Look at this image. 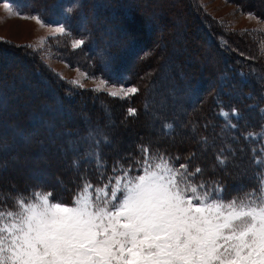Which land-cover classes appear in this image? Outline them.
<instances>
[{
    "label": "rangeland",
    "instance_id": "rangeland-1",
    "mask_svg": "<svg viewBox=\"0 0 264 264\" xmlns=\"http://www.w3.org/2000/svg\"><path fill=\"white\" fill-rule=\"evenodd\" d=\"M47 1L49 5L45 13L48 16L43 18L41 14L31 9L28 0H0V51L1 49H12L26 55L30 62L32 60L33 64L39 65V69L37 70H41L43 68V70L50 75L53 86H57L59 88L62 86L65 89V98L63 99H69V101H63L60 103L59 100L53 101L48 97H44L43 94L45 93L41 94V91L39 90L42 88L40 87L39 90L35 91L34 93L30 92L28 89H23L21 85L18 90L15 88L11 90L8 83L1 85L3 79H0V95H7L8 98H6V100L10 102L8 107H12V109H9L6 105L0 104V132L7 133V131L10 132V128L18 126V130H23V134H29L30 132H26V130L31 128V134H29L30 139L34 143H37L36 140L47 139L50 144L45 148L53 147L52 149H55V151H50L45 157L51 161L57 159V163L50 167V162L44 160L39 155V153L34 150L21 151L20 159L15 162L13 167L12 165L8 166L9 162H5V160L2 158L0 161V190L3 191L2 193H27V191H22V188L19 187H25L30 183V181L34 180L36 184L32 186V189L42 188L45 191H49L52 193L54 200H60L64 204L71 206L73 194L81 183V176H84L87 180L91 181L93 185L107 182L108 178L113 175L112 168L117 164V162L125 165L126 167L129 165L134 166V159H139L141 157V154L138 151L139 145H148L153 152L158 150L172 157L180 155L189 157L191 154L195 153V155H198L199 158H201L204 162L206 170L212 171L213 169H216V171H219L220 166H217L216 161L215 167L210 162L207 164V161H205L202 155L208 149L204 145H198V140H196L192 134H185V128L182 124L180 130H177L176 132L173 130L174 121L165 120V124L172 125V131L165 132V130L162 129V132L167 135H171L169 137L171 139L162 137L161 133L159 134V128L161 129L160 120L169 118L166 116L168 114H172L178 119H182L183 124H187L188 118L186 117L184 106L188 105L186 101H188L190 98V95L188 94L187 96L186 94L189 91L188 89H186L185 93L179 97L183 99L182 101H179L180 105H177L176 101L178 99V95L175 93L178 91V85L170 83V86H168L167 82L165 80L163 81V78H160L161 75L156 80L154 78L150 90L147 91L145 95V97L148 95L153 97L148 103L150 110H148L147 106L144 104V110L146 109L147 112L153 111V113L149 114L144 111L141 112L143 109V103L141 102L140 104L139 102V91L137 94L130 96L126 100L110 97L107 95V91L115 90V88L119 87L138 88L137 86L144 85L143 79L145 82H147L150 74L154 73V76L156 73H160V71H165V68H167V66L173 61L176 63L196 62L197 64L198 59L201 58L204 61V57L205 59L207 58L206 64L208 62L210 65L205 69L208 72L207 74L198 70H196V73L194 71H190L188 74H186L187 77L180 76V79L183 78L188 82L191 79L194 80L196 78L202 77L204 81H214L215 79L217 82V77L221 76V79L227 84V81H230L232 75H234L232 71H238L236 74H239L242 80L248 81V79H253L255 81L253 84L255 88L246 87L245 97L251 96L252 91L259 90H262V94L264 95V57H260L258 55L257 48V42L264 40V22H262L264 20L260 18L255 12H252L255 9L264 12V0H240L242 5L237 0H191V7L196 9L194 12L198 13L200 17H203L204 20H209L221 27V29H223L230 36L244 37L250 44L252 48L251 51L254 53H248L245 50L237 49L234 50L235 52L231 50L229 54H219L217 53L218 48L220 50L227 49L225 47L224 40H219L217 42L218 45H216L218 48L214 49V47L208 48L206 45L200 44L195 40V36L193 35H191V38L188 39V42L190 41L192 46L191 48H187L185 50L186 53L181 55H179L180 51H174L173 53V45H171L172 42H174L173 39L178 37L179 33L177 30H183V27H180V29L178 27L174 31L167 29L162 33L168 36L167 41H169V45L163 53L164 56L161 55L158 60L149 59V66L148 64L141 66L142 60L148 59L154 54L150 51H142L141 48H137L135 51H131L129 49L128 43H135L133 40H140L138 36L145 37V34L142 26H135L132 22L127 23L124 27H126V29L135 36L133 39L129 40L122 39L121 42L119 39L117 46L120 48L121 53L126 58L122 61L123 66L125 68H127V65L130 66L128 67V70H133L137 61L140 60L139 67L142 70L137 73L136 77L138 78L135 81V84L134 82L130 84L128 82L129 80L127 76L124 74L107 76L105 71L99 72L97 70V68L101 70L100 64H104L108 61L109 57L107 55L99 56L102 59L98 60L95 55L82 54V47L77 50L72 49V38H83L88 44L92 42L90 38L86 37V33L88 31L85 28V19L81 14L80 8L82 0H59L56 1V3H49V0ZM116 1L121 3V6L125 3L123 0ZM136 1L142 4L141 8L145 11V13L149 8L161 6L165 9H168L169 12H172V15H176V17L178 16L180 19L186 20V18H188L187 20L190 21L191 26L196 25V22L190 16L192 9H188L190 7L189 5L188 7H184V9H182L181 7L183 5L176 3L174 0H149L150 4L147 3L149 7H143L146 5L145 2H142L143 0ZM5 4L10 5L13 9L21 14H39L46 25L64 23L67 25L71 35L66 38L54 39L53 37L56 34H54L52 29L49 27L41 28L33 20H23L16 17L9 18V12L4 7ZM112 5V7H115L116 9L121 8L119 4V6H116L114 2ZM68 8H73L71 15H66L65 13V10ZM121 9L122 11H120L122 14H120V17L122 18L124 17V10L123 8ZM248 13H252L254 17L259 19L249 17L247 15ZM245 30H247L249 33H254L256 37H253L252 35H247L248 37L240 35V33L244 32ZM183 33L189 34V29L184 28ZM152 37L153 39L156 38V40L160 39L159 34L157 33ZM42 38H49V44L47 48H50V52H48L46 49L45 56H42L40 53L33 52L31 49L24 47L25 45L29 44L39 47L38 41H41ZM178 39L179 38H177V40ZM147 41L151 42V39L148 38ZM147 44L149 43H146V45ZM234 48L236 49L235 46ZM145 49L147 50L146 47ZM137 53H139L138 55L144 54L139 58L136 56ZM49 55L51 58H47ZM223 55H229L228 63H230L232 67L224 65L225 67L223 68V62L225 61ZM109 56L112 59L113 55L110 54ZM99 61L101 63H99ZM5 64L7 65L8 62H5ZM213 64L218 71V73L214 71V74L217 75L216 77H214L211 73V69H214ZM2 69L4 70L2 73L5 76H8L7 78L10 80L13 79L17 82L20 80L14 78L29 74V67L22 65L19 66L10 64ZM150 69L152 71H150ZM222 70L225 73L219 74V72ZM193 72L196 75H194ZM0 77H2L1 74ZM100 80L107 81L108 86L115 87L109 89L107 86L101 85L99 83ZM126 80L128 81L126 82ZM72 81H77L83 84V87L73 86ZM173 86L176 87L173 88ZM209 86L213 89H216L213 94L221 97L216 100V104L212 105L211 101H208L204 104H200L197 109L193 110L192 117H190V120L193 121L192 128L193 130L194 128L198 129L199 132V128H197L199 125L205 132V130L217 127V136L213 137L214 142L216 144L218 143L216 147L217 152L222 148H225V150L227 149L228 153L233 154L234 152L235 155V148L240 147V145L237 143L239 138H232L230 136L228 137V134L231 135V133H227V131L231 129L229 124H235L236 126L239 125L238 118L241 115H239L237 111L236 115H233V109L243 113L244 109L247 108V105L242 103L241 100L235 102V100L240 98L239 94L237 93L238 86L234 85L232 90L229 91H226V87H224L222 84L218 85L217 83L215 85ZM97 87H103L105 88V91H93V89ZM221 91L225 93V96L221 94ZM211 94L212 93L210 92L209 97ZM81 100H86V110L79 109L76 111L73 103L74 101L78 102ZM225 102L236 103V108L233 106H230L229 108L224 107ZM256 104L260 105L258 100L255 102H249L248 107L252 109V107ZM129 108L136 109L137 114L135 116H129L127 111ZM66 109L69 111L70 121H75L70 122V125L64 121V119L67 118L69 121V117H67L65 114L67 111ZM53 115H58L60 117L52 118ZM217 116H222L224 120H219ZM30 117L32 119L39 118L34 122L39 126L38 128L34 123L33 125L29 124L28 118ZM243 122H251L252 124L255 123L256 120L254 118L248 117L247 121H242V123ZM41 124L43 126H41ZM261 125H264V121L258 124V127ZM85 126L87 129L84 128ZM1 128H5L7 130L2 131ZM41 129L43 131V135H41ZM90 131H95L97 135H105L108 138V142L106 144L101 143L99 145V153L105 165V167L102 168V171H97L96 165L91 161L84 163L82 158H80L81 166L78 170L73 166L74 159L79 158L80 153L83 152L85 147H87L85 141L89 137ZM72 133H77L78 136L81 137L80 139H75L79 142H82L81 144L84 146V148L80 149L78 153H76V151L70 152V150H66L63 145L69 139L65 138L64 134L69 135ZM249 133L251 132L248 128L247 131H243V135H247ZM175 134L177 136H175ZM243 135L242 137H244ZM239 140L242 145L246 143L244 139ZM257 143L260 144L259 148L264 150V138H260ZM190 146H193L195 149L193 147L191 148ZM229 147L230 150H228ZM210 149L212 150V148ZM245 157L246 155H243L238 159L233 158L230 160L232 161L230 168L233 167L235 171H229H232V174L235 173V181L232 187H229L230 190L228 192H223L225 199L231 198L236 193L237 187L241 185L249 187L252 184L254 186V177L257 170L255 167L252 170L248 168L249 165L246 164V161H244ZM186 162L189 163L187 159L185 161L178 160L176 161V164L179 165ZM34 164H36V167ZM87 166L90 168V176L88 174L89 169ZM40 168L50 169L51 177L54 175L53 178L57 179L52 181V184H55L51 185L53 188H50L48 185L41 183L34 178L32 171H34V169ZM238 169L239 174H236ZM247 183H249V186ZM59 194L64 195V199L60 198L58 196ZM9 200L10 204H5L10 208L12 207L13 202L11 199ZM3 204H0V206H3Z\"/></svg>",
    "mask_w": 264,
    "mask_h": 264
},
{
    "label": "snow or ice",
    "instance_id": "snow-or-ice-1",
    "mask_svg": "<svg viewBox=\"0 0 264 264\" xmlns=\"http://www.w3.org/2000/svg\"><path fill=\"white\" fill-rule=\"evenodd\" d=\"M4 7L9 18L51 28L54 39L71 35L64 23L46 25L39 14ZM72 12L73 8L65 10L66 15ZM240 35L251 33L245 30ZM38 43L39 47H24L42 56L46 49L50 52L49 38ZM84 44L83 38L71 40L73 50ZM257 48L264 57V40L257 42ZM99 83L115 87L104 80ZM72 84L83 87L77 81ZM138 91L119 87L107 95L126 100ZM127 111L129 116L137 114L134 108ZM232 114L236 115L235 109ZM164 130L171 132L172 125L165 124ZM249 138L257 137L249 133L245 139ZM107 142V136L90 132L80 153L83 162L91 161L102 171L99 145ZM202 142L207 147L206 138ZM138 151L141 157L134 159V166L117 162L107 182L93 185L81 176L71 206L54 200L42 188L0 193V202H13L10 208L0 206V264H264V159H254L258 166L254 186L241 185L225 199L223 186L205 180L201 167L192 169L188 162L177 165L179 156L153 152L148 145H139ZM224 152L222 148L216 155L220 167L228 159ZM73 166L78 170L81 159H74Z\"/></svg>",
    "mask_w": 264,
    "mask_h": 264
},
{
    "label": "trees",
    "instance_id": "trees-1",
    "mask_svg": "<svg viewBox=\"0 0 264 264\" xmlns=\"http://www.w3.org/2000/svg\"><path fill=\"white\" fill-rule=\"evenodd\" d=\"M56 1L59 0H49L50 2L56 3ZM125 3L121 6V3H118V1L116 0H82L81 3V14L83 15L84 19H85V28L88 31L86 33V37L90 38L92 40L91 43H87L85 41V44L82 46V54L86 55H95L98 60H101L102 58H100L99 56H104L107 55L108 57V61L106 63H102L100 64V69L99 70L97 68V70L99 72L101 71H105V73L107 74V76H116V74H124L127 76L128 80H126V82L128 81L130 84H132L137 80L138 77L137 73H139L142 69H140V60L137 61L136 66L134 67L133 70H128V67H130L129 65H127V68H125L123 66L122 61L125 60L126 58L123 56V54L121 53L120 48H118L117 43L120 42L122 39H133V37L135 36L133 33H130L126 27L127 23H133L135 26L139 25L142 26L145 37L142 36H138L140 40L135 39L133 40L135 43H128V47L131 51H135L137 48H141L142 51L144 50L145 52H152L154 55H151L148 59L142 60L141 62V66H145L146 64H150V62H148L149 59H155L158 60V58L162 56H164V52L167 48V46L169 45V41H167L168 36L165 34H162L163 32H165V30H176V28L179 27H183L185 29H189V34L188 33H183L182 31L177 30L178 37L179 38L177 40V38L175 37L173 40L174 42H172L171 45H173V53L174 51H180L179 55L186 53L185 50L187 48H191V42H188V39L191 38V35L195 36V40L197 42H199L200 44H204L206 45L208 48L210 47H214V49L218 48L216 47L217 42L219 40H224L225 41V47L227 48L226 50H220L218 48L217 53L219 54H229V52L232 50H237V49H242L245 50L248 53H254L251 51V46L248 43V41L244 38V37H232L230 36L228 33H226L223 29H221V27L217 26L216 24H214L213 22L209 21V20H204L203 17H200V15L196 12H194V10H196L195 8L191 7V0H174L176 3L183 5L181 8L184 9V7H188V5L191 7H189L188 9L191 10V17L194 19V21L196 22L195 26H191V23L189 20H187L188 18L185 19H180L178 16L176 17V15H172V12H169L168 9H165L161 6L158 7H152L149 8L148 11H145L141 8L142 4L138 3L136 0H123ZM187 1V2H186ZM235 1V0H232ZM241 5V1L237 0ZM48 1L47 0H43V1H38V0H28V3L31 7V9L39 14L42 15L43 18L47 17L48 15L45 13V11L48 9ZM110 2V3H109ZM115 3L116 6H119L121 8H123V16L124 17H120V14H122V9L120 8H115L112 7V3ZM143 3L145 2L146 5H144L143 7H149V5L147 3H149V0H143ZM186 2V3H184ZM184 3V4H183ZM119 4V5H118ZM150 4V3H149ZM255 9V8H254ZM121 10V11H120ZM255 12L260 18H262L264 20V12L259 11L258 9L252 11ZM193 14V15H192ZM202 15V13H201ZM192 22V21H191ZM125 24V25H124ZM176 32V31H175ZM159 34L160 39L156 40V38L153 39V35L154 34ZM226 33V34H225ZM251 35L253 37H256V35L254 33H251ZM246 37H248L247 35H244ZM250 36V35H249ZM150 38L151 42H148L147 39ZM208 38V39H207ZM244 41V42H243ZM146 43H149L146 45ZM88 44V45H87ZM150 45V47H149ZM234 46L236 47V49L234 48ZM145 47L147 48V50L145 49ZM129 51V50H128ZM127 52V51H126ZM144 52V53H145ZM235 52V51H234ZM143 53V54H144ZM171 53V54H173ZM110 54L113 55L112 59L109 56ZM139 53L136 54V56H138L139 58L143 55ZM225 58V61L223 62V68L225 67L224 65H228L230 67L231 64L228 63L229 60V55L225 56L223 55ZM123 59H122V58ZM206 57V56H205ZM204 61L199 58L198 62L196 64V62H180V63H176V62H171L167 68H165L166 70L160 73H156L154 76L153 74H150V76L147 79V82H145V80L143 79V86H137L139 89V93L140 94V98H139V102L141 104V102L143 103V109L141 112H147V110H144V104L147 106L148 110L149 106L148 103L150 101V99H152L153 97H150V95H148L147 97H145L146 92L150 90L152 83L155 80L158 79L161 75L160 78H163V81L165 80L168 84V86H170V83L174 84V85H178L177 90L175 94L178 95V99H177V105H180L179 101H182L183 98H179L180 96H182L185 93V90L188 89L189 91L186 93L187 96L188 94L190 95V98L188 101H186L188 103L187 106H184L185 111H186V117L188 118V122L187 124H183L182 119H178L176 116L172 115V114H168L166 116H168L169 118L166 119H161L160 120V127L159 128V134L161 133L162 137L165 138H169L171 135H167L165 133L162 132V129L164 124H165V120H173L174 121V127L173 130H175L177 132V130H180L181 124L184 126L185 128V134H192V136L198 140V145H204V143L202 142V138H206L207 141V149L205 151V153L202 155V157L205 159V161H207V164L212 163V165L215 167V161H216V155L217 152V145L213 140V137L217 136V127L213 128V129H208V130H202L201 127L198 125L197 128H199V132L198 129L192 128L193 126V121L190 120V117H192L193 114V110L197 109V107L200 104H204L208 101H211L212 105L216 104V100L218 98H220L221 96H218L216 94H213L215 92L216 89H213L212 87H210L209 85H215L218 83L222 84L224 87H226V91L232 90L233 86H238V94L240 96V98L238 100H235V102H238L241 100L242 103L247 105V108L244 109V112H239L238 110H236L239 115H241L238 118V124L235 128H231L230 130L227 131V133H231L228 134V137H232V138H236L238 137L239 139H244L246 143H244L243 145L240 143V140H237V143L240 145V147L235 148V152L236 154H230L228 153L227 149L225 150V152L223 153L224 155H227L228 157V162H226V165L224 167H220L219 171H216V169L211 170H206L205 166H204V162L202 161L201 158H199L198 155H194L192 157V159L189 161V163L191 164V168L194 169L196 166L201 167L204 171H203V178L207 181H218L224 189V193L228 192L230 189L229 187L234 184L235 181V173L232 174V171L229 170H234L233 167L230 168V164L232 165V160L234 159H238L243 155H246L244 161H246V164H248V168H250V170L254 169V167L256 168V170L258 171V166L254 163V159L255 157H261L262 159H264V152H262V150L259 148L260 144H258V140L260 138H264V125H261L258 127V124H260L262 121H264V95L262 94V90L259 91H252V95L249 97H245V93H246V87H253V84L255 83V81L253 79H248V81L246 80H242L241 76L238 73V71H232L234 73V75H232L230 81H227V84L221 79V76L217 77V82L214 79V81H204L202 77L200 78H196V79H191L187 82V80H184L183 78L180 79V76H186V74H188L190 71H194L196 73V70L201 71L202 73H208L207 70H205L207 68V66H210L209 63L207 62L206 64V59L203 57ZM111 60V61H110ZM154 60V61H155ZM189 60V59H188ZM195 61V59H194ZM5 62H8V64L6 65ZM99 63H101L99 61ZM109 63V65H108ZM19 65V66H25V67H29V74H26V76L21 75L20 77L14 78V79H19L20 81H15L13 79H9L7 78L8 76H5L2 71H4L2 68H5L8 65ZM203 65V66H202ZM214 66V64H213ZM229 67V68H230ZM39 69V65L38 64H33V61L31 60V62L29 61L28 57L26 55H24L23 53L19 52V51H14L12 49H1L0 51V74L2 77H0V79L2 80V84L1 85H5V83H8V85L10 86V89L13 90L15 89H19L20 85L21 87H23V89L25 90H29L30 92H35L37 90H39V87L42 88L39 91H41V94L44 95V97H48L51 100H59L60 103H62L63 101L68 102L69 99H63L64 97V88L62 86L57 87V86H53L52 85V78L50 77V75L48 73H46L43 68L41 70H37ZM37 70V71H34ZM150 71H152L150 69ZM214 71L216 73H218L217 68L214 66V69H211V73L214 77H216L217 75L214 74ZM193 72L194 75H196ZM225 72L220 71L219 74H224ZM8 75V74H7ZM136 77V78H135ZM161 81V79H160ZM221 81V82H220ZM162 82V81H161ZM212 82V84H211ZM151 83V84H150ZM150 84V86H149ZM222 86V87H223ZM176 86H173V88H175ZM209 87V90H208ZM33 91H32V90ZM22 90V89H20ZM245 91V92H244ZM210 92L212 93L211 96L209 97ZM248 92V91H247ZM221 94H223V96H225L223 93V91H221ZM137 95V96H138ZM143 95H144V99H143ZM136 96V97H137ZM6 98H8L7 95H0V104L1 105H6L8 107V104H10V102H8L6 100ZM172 99V98H170ZM256 100H258V103L260 105H254L252 107V109L250 107H248L249 102H255ZM87 102L85 101H74L73 106L74 108L77 110L79 109H83L86 110V105ZM211 105V106H212ZM224 106V105H223ZM233 106L236 108V103L233 102H225V106L224 107H230ZM177 107V106H176ZM9 109H12V107H8ZM66 108V107H65ZM67 110V109H66ZM37 113V112H36ZM149 113H153L148 111L147 114ZM157 113V112H156ZM66 116L69 117V121L68 118L64 119V121H66V123H68V125H70V122H75V121H70V115H69V111H66ZM158 115V114H157ZM9 117V115H8ZM38 117L40 118V116L38 115ZM60 117L58 115H53L52 118H57ZM247 117V118H246ZM249 118H254L256 120L255 123L249 122H243L242 121H247V119ZM37 119H32L31 117L28 118L29 119V124H32L38 120ZM194 118V117H193ZM217 118L221 121H223L224 119L222 118V116H217ZM241 119V120H240ZM37 128L39 127L36 123H34ZM216 125V123H215ZM7 126V125H6ZM41 126H43L41 124ZM9 127V125H8ZM250 129L251 133H255L257 138H249V139H245L246 135H243V131H247V128ZM85 129H87V127H84ZM1 130H7L5 128H1ZM31 128H28L26 130V132H30L29 134H31ZM202 130V131H201ZM42 131V129H41ZM93 132V131H90ZM29 134H23V130H18V126H14L13 128H10V132L7 131V133H2L0 132V161L3 158L5 160V162H9L8 166L12 167L15 165V162L20 159V155H21V151L23 150H29V151H36L39 153V155L44 159L50 162V167L53 166L54 164L57 163V159L56 160H49L47 159L45 156L50 152V151H55V149H52L53 147H48L45 148L46 146H48L50 144V142H48L47 139H41V140H36L37 143H34L30 137ZM41 135H43V131L41 133ZM242 135L244 137H242ZM175 136H177L175 134ZM65 138H69L67 140L66 143H64V147L66 148V150H70V152L76 151V153H78L77 149H83L84 146L81 144L82 142L77 141L75 138L80 139L81 137L78 136V134H64ZM171 139V138H169ZM15 142V143H14ZM77 142V143H76ZM214 142V143H211ZM191 148L193 146H190ZM42 148H45L43 150H40ZM194 148V147H193ZM212 148V150L210 149ZM264 148V147H263ZM106 149V148H104ZM195 149V148H194ZM39 150V151H38ZM184 150V149H183ZM187 150V149H186ZM185 150V151H186ZM197 150H198V146H197ZM210 151V152H209ZM254 151H255V156H254ZM195 154V153H194ZM180 160L179 161H185L187 159V157L184 156H179ZM79 158H82L81 156ZM9 160V161H8ZM14 160V161H12ZM37 164V163H36ZM36 164H34V166L36 167ZM91 164V163H90ZM33 166V165H32ZM90 166V165H89ZM89 166H87V168L89 169V176L90 174V168ZM218 166V165H217ZM35 167H31V168H35ZM11 169V168H10ZM235 171V170H234ZM32 174L34 176V178L37 181H40L41 183H44L46 185H48L50 188H53L51 185H55L52 184L53 180H57L54 177V175L51 177V173H50V169L47 168H40V169H34V171H32ZM236 174H239V169L238 172H236ZM232 175V176H231ZM59 180V179H58ZM36 184L34 182V180L30 181V183L25 186V187H19L22 188V191H27V193L29 192V190H31L33 187V185ZM64 184V183H63ZM240 184V183H239ZM249 186V183H247ZM64 186V185H63ZM237 187V186H236ZM249 187H253V185L251 184ZM238 188V187H237ZM236 189V188H235ZM19 190V189H18ZM1 191V190H0ZM3 191H1L0 193H2ZM60 198L64 199L63 196L64 195H58ZM4 204L6 203L7 205L10 204V200L9 201H4ZM0 203V204H3Z\"/></svg>",
    "mask_w": 264,
    "mask_h": 264
}]
</instances>
